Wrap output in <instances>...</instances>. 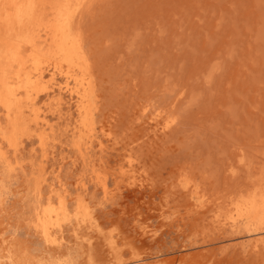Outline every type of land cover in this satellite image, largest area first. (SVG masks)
Here are the masks:
<instances>
[{"label":"rangeland","instance_id":"rangeland-1","mask_svg":"<svg viewBox=\"0 0 264 264\" xmlns=\"http://www.w3.org/2000/svg\"><path fill=\"white\" fill-rule=\"evenodd\" d=\"M68 32L84 109L52 66L40 118L0 99V264H264L221 226L264 185V0H83Z\"/></svg>","mask_w":264,"mask_h":264},{"label":"bare ground","instance_id":"bare-ground-1","mask_svg":"<svg viewBox=\"0 0 264 264\" xmlns=\"http://www.w3.org/2000/svg\"><path fill=\"white\" fill-rule=\"evenodd\" d=\"M82 3L83 0H57L53 12L47 14L43 0H0V99L14 126L21 124L26 113L40 118L37 99L53 87L54 78L48 80L46 76L48 67L54 70L52 76L58 72L66 77V86L79 99L81 109L89 100L90 81L81 70L84 52L81 43L71 39L68 32L72 14ZM42 29L47 39H43ZM52 54L60 61L53 60ZM188 186L184 183L185 188ZM260 186L250 199L232 202L221 221V226L232 231L255 236L248 246L257 251L264 247V185ZM195 197L200 200L196 191ZM47 218L50 226L61 227L65 212L60 209ZM46 234H52L48 227Z\"/></svg>","mask_w":264,"mask_h":264}]
</instances>
